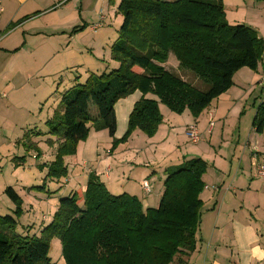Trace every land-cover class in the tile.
I'll use <instances>...</instances> for the list:
<instances>
[{"label": "trees", "instance_id": "1", "mask_svg": "<svg viewBox=\"0 0 264 264\" xmlns=\"http://www.w3.org/2000/svg\"><path fill=\"white\" fill-rule=\"evenodd\" d=\"M118 8L123 21L111 46L118 67L91 73L83 83L67 88L44 129L33 128L22 137L26 153L35 152L37 160L42 155L38 140L45 138L47 146L55 147L53 159L37 166L47 168L41 185H32L29 191L47 187L49 197L57 191L60 186L51 189L47 181L67 177L64 159L76 154L91 128L113 137L108 154L136 131L153 137L164 120L160 105L176 114L188 110L198 118L231 88L239 69H256L264 56V40L256 30L227 22L223 0H120ZM169 54L207 90L166 70L163 64ZM136 91L141 97L128 116L124 135L116 139L115 105ZM253 127L263 132L264 101ZM26 161L27 155L16 156L14 167ZM206 170L207 162L201 158L167 168L158 206L146 209L133 195L112 194L89 172L85 190L59 194L51 220L37 225L19 223L23 200L8 186L4 193L14 209L12 215L0 216V264H52L48 253L53 238L60 240L66 264H172L177 256L189 257L196 248Z\"/></svg>", "mask_w": 264, "mask_h": 264}, {"label": "crops", "instance_id": "2", "mask_svg": "<svg viewBox=\"0 0 264 264\" xmlns=\"http://www.w3.org/2000/svg\"><path fill=\"white\" fill-rule=\"evenodd\" d=\"M92 1L0 0V144L8 147L5 153L0 152V164L4 162L3 168L7 169L10 177L20 176L17 179L20 188L17 193L23 200L24 216L28 215V211L31 212L38 207L42 198L28 190L30 186L36 184L30 182L22 169L28 166L33 180L42 183L47 168L40 170L37 166L52 160L55 153V147L47 146L45 138H42L37 144L42 152L41 157L37 160L35 152L31 151L25 154L27 161L23 166L14 167L13 158L20 151V145H17L14 139L22 138L25 132L37 127L38 121L44 123L52 113V109L47 108L43 116L46 104L44 106L39 104L40 114L34 120L32 110H29V117L24 118L23 111L33 109L38 104L37 93L32 96L24 92L29 87L40 89L42 84L43 87L46 86L45 78L51 75L55 77L60 73L62 68L57 65L50 66L52 69L50 73L45 72L48 65L42 63L40 59L57 57L63 51L68 53V48L63 50L62 43L66 36L69 38L68 42L75 40L77 35L70 32L81 22L86 25L87 21H93L91 20L93 13L84 6L85 3L90 4ZM100 1L102 0H97V3ZM223 3L226 18L228 8L236 10L231 16L233 25L235 21L244 23L256 30L259 37L264 40V0H223ZM239 10H242V13H239ZM95 16V19L100 21L107 19L102 9ZM115 16L117 19L118 16L116 14ZM92 27L90 29L94 30ZM16 58H26L27 67L37 68L38 73L43 72V78L33 82V76H28L30 71L24 70V82L15 86L13 77L19 71L16 64L21 61L16 62ZM23 86L25 89L21 91ZM140 97L141 93L136 91L115 105L117 128L118 130L120 128L117 135L115 134L116 139L125 133L128 116ZM263 101L264 56L256 69L247 67L239 69L233 76L231 88L213 101L198 118L194 119L189 111L185 110L183 112L185 122H176L173 127L169 124L168 127L167 117L172 112L164 105H160L164 120L151 140L157 141L159 145L172 141L175 148L152 147L149 154L142 149L146 156L141 162L146 160L147 165L152 166L149 161L157 162L156 158L162 160L175 149L180 151L178 161L183 160L181 158L183 149L180 145L184 140H188L185 130L193 123L201 131V141L198 145L206 151L201 159L207 162V170L202 177L205 185L200 194L203 206L196 233V248L189 257L177 256L172 264H264V179H256L252 175L253 154L257 153L258 160L264 163V129L262 133H257L253 127L257 108ZM17 113L21 120L16 119ZM209 122H213L212 127L209 126ZM92 130L91 128L87 140L78 144L76 154L65 157L67 177L58 182L47 181V186L51 189L62 187L58 194L70 193L78 188L84 191L89 172L95 173L113 194L111 178L113 166L109 164L108 158H115V154H108V147H100L101 139L107 143L110 139L106 137L107 131H99L100 137L96 138L92 145L96 153L98 151L97 155L101 154V157L95 168L89 166L90 161H94L87 152ZM136 132H139L141 137L145 136L140 131ZM33 141H37L36 137ZM138 157H132L130 161L135 162ZM156 171L158 170H155L157 181L153 182L149 194L142 188L144 181L149 184L144 171L140 178H137L141 179V184L133 183L131 186L116 189L117 191L124 189V193L137 197L143 209L155 208L159 204L163 192V178L166 176ZM10 184L9 180L6 184L0 183V211L7 209L9 213H13L14 205L4 193V189ZM53 205L56 210L57 201Z\"/></svg>", "mask_w": 264, "mask_h": 264}, {"label": "rangeland", "instance_id": "3", "mask_svg": "<svg viewBox=\"0 0 264 264\" xmlns=\"http://www.w3.org/2000/svg\"><path fill=\"white\" fill-rule=\"evenodd\" d=\"M120 0H102L97 3V0H93L90 4L85 3V8L90 10L93 13V16L91 20L93 21H87L86 25H83V22L79 24V26L74 27L71 30V34H76L77 37L73 42H68L66 36V40L62 43L63 44V50H66L68 48V53L63 51L62 53L58 54L57 57H48L47 59H40L42 63L47 64L48 68L45 70L48 73L51 72L52 69H50L51 65H57L60 66V73L55 75L53 77L52 75L45 78L46 81V86L43 87V84L41 85L40 89H37L35 87H29L25 94H30L33 96L34 93L38 94L37 102L38 104L33 107V109H26L23 111L22 115L24 118L29 117V110H32L33 112V120L40 114V105L45 107L43 109V116L46 114L47 108H51L54 110L57 105L59 104L60 101V96L63 91H65L67 88L70 86L76 84L77 82L83 83L86 78L91 74H102L104 72H109L112 69L118 67V63L112 59L111 55V46L112 44L118 39V31L119 28L122 24L123 21V16L119 12V6ZM103 10V15L107 18L106 20H97L95 19L96 13H99L100 10ZM228 13H227V22L232 24L231 20L233 18L231 17L234 12L236 11L235 9L232 10L228 8ZM239 13H242V10L238 11ZM115 14L118 16L116 19ZM241 15V14H240ZM232 18V19H231ZM240 20V19H239ZM239 23V21H235ZM99 23L100 27L94 31L91 30V26ZM21 60V61H20ZM27 59H21V58H16V62L20 61L16 64V68L18 73L14 75L13 77V83L15 86H19L21 83L24 82L25 76L23 75L24 70H29L30 73L28 76H33V82L43 78L41 73L36 72L37 68H30L27 67L28 63L26 61ZM163 67L170 71L171 73L177 75L180 77L182 80L187 81L194 85L196 88L199 90L205 91L207 90V86L205 83L200 81L198 78H196L191 72L179 67V62L176 59V57L173 54H169L166 62L163 64ZM55 79L53 83V79ZM33 84V83H32ZM34 85V84H33ZM25 89H21V91ZM58 98V99H57ZM27 102V99H26ZM25 109V107H22ZM27 108V105H26ZM16 119L21 120L20 115L17 113ZM176 122H185V117L184 113L182 114H176L172 113L169 117H167V126L169 127V124H172V127L176 124ZM42 123V124H40ZM119 125V122H118ZM34 126V125H32ZM171 126V125H170ZM176 127V126H175ZM44 129V123L39 122L37 123V127L35 129ZM92 133H91V138H90V145L88 146V154L89 156L94 160L90 161L89 166L93 169L97 166V162H99L101 154L97 155L95 147H93L94 140L98 137H100L99 131H95L94 128H92ZM120 130V128H119ZM118 128L116 130V135L118 133ZM102 131V130H101ZM106 131V130H105ZM105 133V132H104ZM106 134V133H105ZM110 141L107 143V141L101 139L100 147L101 148H109L111 149L113 147V137L108 136ZM124 135V134H123ZM122 135V136H123ZM139 132H134L131 134V136L128 137L126 141L121 140L118 143V146L114 148V151L112 154H115V158L109 159L108 162L113 166V172H112V188H113V194L114 195H120L125 192L124 189H120V191H117V187L124 188V186H131V184H141V179L140 175L144 171L146 173V178L149 179V185H150V190L152 189V184L153 182L157 181V178L155 176V170H158L156 172L166 174L167 168L171 170L172 166H180L186 160L190 159H199L201 158L202 154H204L203 149L198 145V144H192L188 140H184L181 143V147L183 149L181 153V157L183 160L178 161V157L180 154V151L174 150L173 153H169L164 156V158L158 159L156 158L157 162H151L153 164L152 166L147 165V161L145 160L144 162H141L145 156L146 153L149 154V151H152V147L159 148H175V144H173L172 141H168L164 144L159 145L157 141L151 140L152 137H141L139 136ZM121 136V137H122ZM116 138V136H114ZM102 138V137H101ZM16 140V144L20 145V151L17 156H23L26 154V149L22 145L21 141L22 138L14 139ZM158 140V139H157ZM155 141V142H154ZM111 142V144H110ZM154 144V146H153ZM7 146L4 145L3 143L0 144V152L5 153L7 151ZM11 149V148H10ZM146 150V153L142 150ZM16 148L14 151L16 152ZM125 150V151H123ZM25 152V153H24ZM131 152V153H130ZM123 155V156H121ZM138 155H140L138 157ZM186 156V157H185ZM132 157H138V160L135 162L130 161ZM126 158V160H125ZM123 160V161H122ZM125 160V161H124ZM13 163V162H12ZM4 162L0 164V183L4 182L5 184L10 181V186H12L16 192H19V179L20 176H15V177H10L8 175V171L6 168H3ZM14 165V163H13ZM26 166V165H25ZM28 166H26L23 170V173L26 175V177L32 182V184L36 185H41V182L33 180L32 174L28 171ZM4 169V171H3ZM4 175V176H3ZM8 178V180H6ZM135 179V182L133 181ZM165 178H163L164 182ZM126 189V188H125ZM116 190V191H115ZM62 191V188L58 187L57 191L50 193V197L46 194L47 192V187L45 188V191L42 192H37L33 191L36 196L39 198H42V201H40V205L38 207L34 208L31 212L28 211V215L24 216L22 215L21 218H19V223L23 224H44L43 219H46L45 222L47 221L48 218H51L54 211L55 207L53 205L54 202L58 201V192ZM111 192V190H110ZM146 193V192H145ZM62 194V193H60ZM46 197H49L48 199ZM49 201V202H47ZM58 204V202H57ZM3 215H12V213H9L7 209H1ZM29 219V220H28ZM28 220V221H27ZM51 220V219H50ZM49 222V221H48ZM47 222V223H48ZM21 227H18L17 230L21 231ZM48 256L50 258V261L52 264H66L65 263V258L63 256L62 252V245L59 239L53 238L50 241V249Z\"/></svg>", "mask_w": 264, "mask_h": 264}, {"label": "built area", "instance_id": "4", "mask_svg": "<svg viewBox=\"0 0 264 264\" xmlns=\"http://www.w3.org/2000/svg\"><path fill=\"white\" fill-rule=\"evenodd\" d=\"M99 27H100V24L97 23V24L93 25L92 29L97 30ZM3 96H5V95H3ZM209 126L212 127L213 122H209ZM186 135H187L188 139L190 140V142L193 144L198 143L200 141V138H201V133H200L199 129L197 128V126L194 124L190 125L188 127V129L186 130ZM252 164L254 166L253 177L256 179L263 180L264 179V163L257 160L256 154L253 156V163ZM142 188L146 193H149L150 188H149L147 181L143 182ZM214 189H216V188L214 187Z\"/></svg>", "mask_w": 264, "mask_h": 264}]
</instances>
